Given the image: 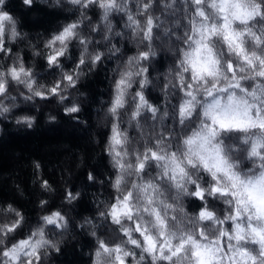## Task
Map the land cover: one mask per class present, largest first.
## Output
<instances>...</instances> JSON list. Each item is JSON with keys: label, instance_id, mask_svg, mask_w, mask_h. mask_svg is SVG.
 <instances>
[{"label": "clouds", "instance_id": "9594fccd", "mask_svg": "<svg viewBox=\"0 0 264 264\" xmlns=\"http://www.w3.org/2000/svg\"><path fill=\"white\" fill-rule=\"evenodd\" d=\"M61 116L90 157L23 165L0 264H264V0H0V145Z\"/></svg>", "mask_w": 264, "mask_h": 264}, {"label": "trees", "instance_id": "16d2710c", "mask_svg": "<svg viewBox=\"0 0 264 264\" xmlns=\"http://www.w3.org/2000/svg\"><path fill=\"white\" fill-rule=\"evenodd\" d=\"M14 10L19 11L16 4L12 5ZM39 12L43 14V18L38 22L37 26L49 27L57 19L61 13L58 12H49L45 8L37 6ZM31 11V10H30ZM25 18V23L27 26L31 27L32 23L28 20L27 14H23ZM96 83H103L97 77ZM88 88L92 89L93 84L89 82L87 85ZM98 93L93 89L92 98L95 100ZM51 102H49L50 104ZM23 111V109H21ZM86 113L90 119V108L86 109ZM63 121V127H57L51 130V132H37L29 133L27 135H16L13 133H8L9 139L5 144L0 145V174L4 172L11 173L10 178H14L18 183H21L25 191L29 195L27 201H22L19 197L16 196V191L14 188L9 186V179L0 180V200L7 201L9 199L13 200L19 206L24 208L26 212L30 215L34 214L35 208L33 207L35 199L37 198L38 189H33L29 187V179L32 173L29 169L23 167L25 163L29 161L30 158L35 157L44 165V177L50 182L55 184L59 189V180L57 177L56 170L54 169L51 173L48 171L49 165L54 162H60L62 157H65L69 154V149L60 148L61 141H68L73 147L85 148L87 155L90 157L91 149L87 147L85 137H80L68 131L70 127L69 121L67 118L61 116ZM40 121H43V112L40 116ZM9 127L8 125L5 126ZM19 151L20 156L17 157L15 153ZM75 157H72V161L69 162L65 160L61 167L68 166L74 167ZM19 171L20 175H16V171ZM85 173L81 172L75 176L74 182H72L73 190L77 183H80L83 180ZM62 194V191L59 193ZM41 195H43L41 193ZM55 206V201L53 205ZM81 211L89 210V206L86 202H81L80 205ZM67 260V257H65ZM79 259L77 256H73V260ZM68 264H72V261L69 260Z\"/></svg>", "mask_w": 264, "mask_h": 264}]
</instances>
